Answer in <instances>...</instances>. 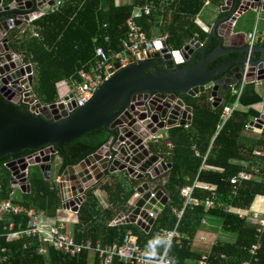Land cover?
I'll return each instance as SVG.
<instances>
[{
	"label": "trees",
	"instance_id": "trees-1",
	"mask_svg": "<svg viewBox=\"0 0 264 264\" xmlns=\"http://www.w3.org/2000/svg\"><path fill=\"white\" fill-rule=\"evenodd\" d=\"M205 1L130 0L116 4L115 0H62L56 10H49L34 20L31 27L23 32L18 28L12 29L7 38L9 42L12 36L15 42L13 47L9 42L10 49L20 54L23 61L32 66L34 77L36 76L33 91L37 99L42 104H51L57 100L58 83L79 80L77 72L81 68H89L94 61V49L97 45L106 51L114 52L119 49V42L126 34L125 20L135 7L148 5L150 8L148 15L142 14L136 19L143 31L150 36L152 29L158 27V34L167 35L166 45L177 50L200 31L195 24V18ZM160 17L164 19L161 26L157 24ZM33 32L37 36H33ZM202 33L198 36L201 41L207 36V33ZM105 37H108L107 41H104ZM216 46L217 42H214L207 55ZM223 61L225 59H220L210 66L215 67ZM183 66L179 65L178 68ZM184 93L185 103L193 109L192 122L189 129L178 127L168 131L167 142L171 145L170 149L162 145L164 156L160 157L172 165L164 183L168 201L158 213L149 232L145 233L133 225H111L117 214L114 207L118 208L121 203L127 206L134 195L133 188L137 186L132 184L133 187L126 191L119 183L107 181L104 189L109 194L111 207L102 210L94 194L95 188L86 190L85 200L77 213L79 224L73 230L74 241L78 244L88 241L94 245L98 242L103 245L110 244L121 240L127 231H131L133 238L147 251H152L150 242L159 239L161 244L155 246V253L161 254L165 247L161 232L173 229L177 223L176 230L182 237L172 240L166 256L173 264H194L200 253L194 249L193 244L201 231L218 234L210 247V264H242L245 260H249L250 264H264V232L257 233L255 224L224 209L227 205L248 208L256 195H264V154H254L259 151L264 153V127L259 138L250 146L240 140L250 117L256 115L252 109H248L246 113L234 111L221 131L216 133L224 104L214 108L209 92L197 97ZM230 100L233 101L234 97H230ZM260 101L261 97L255 91L254 85L247 84L239 102L252 105ZM109 138L110 135L100 129L63 144V163L69 161L74 164L82 161L105 145ZM31 152L22 150L14 155H5L0 158V163ZM246 163L257 168L258 172L251 180L238 182L235 193H232L233 184L229 182V178L240 170H245ZM29 180L30 192L22 194L15 203L53 214L59 205L56 187L45 180L39 184L30 177ZM135 182L139 183L137 180ZM195 182V197L205 199L211 196V191L214 193V204L207 210L203 205H185L181 190ZM1 183L6 188L7 197L8 180L4 174L1 176ZM207 183L211 190L204 187ZM1 196L5 197L4 194ZM258 198L261 197L256 199ZM256 201L258 200L253 202L252 207L259 204ZM173 208L184 209L181 220L176 218ZM202 219L217 226H205L201 224ZM19 220L26 224V219H15L17 222ZM220 235L224 237L220 238ZM256 241H259L260 248L251 257L249 248ZM26 245V249H23ZM5 246L9 256L5 264H90L91 260L88 252L69 258L51 249H47L45 257L40 256L37 254L39 245L35 240H22ZM222 255L224 258H221ZM92 264L100 263L95 258ZM113 264L121 263L116 259Z\"/></svg>",
	"mask_w": 264,
	"mask_h": 264
},
{
	"label": "water",
	"instance_id": "water-1",
	"mask_svg": "<svg viewBox=\"0 0 264 264\" xmlns=\"http://www.w3.org/2000/svg\"><path fill=\"white\" fill-rule=\"evenodd\" d=\"M221 1V12L226 15L213 24L204 43L201 44L194 38L182 48L169 50L164 47L148 60L117 69L96 88L84 106L67 116L61 103H51L48 106L37 103L42 115H34L8 99L5 101L0 93V158L22 150L39 151V156L30 160V164L38 166L46 180L52 165L57 163L56 182L60 201H63L61 208L71 206V212L77 211V207L72 206L73 201L78 204L83 202L85 191L94 183L109 174L125 170L132 179L141 182L135 187L140 197L134 201L128 219L120 224H133L139 217L145 222L139 220L137 225L145 232L149 231L153 220H148L146 211L158 213L166 205L168 194L159 181L164 177L167 179L169 173L166 172L162 177L159 174L163 170H170L172 165L162 160L157 163L158 155L150 154L149 147L146 148L143 142L150 135L158 134V130L164 127L173 129L181 115L183 119L189 114L188 120L192 121L193 109L185 105L179 98V93L187 92L189 96L197 97L209 92L216 100L221 101L229 86L238 84L244 73L247 84L264 83V47H250L246 43L237 47L227 46L225 34L220 31L221 25L230 23V19L235 20L232 16L236 11L247 10L248 7L255 10L260 0ZM52 2L53 0H0V41L4 31L21 26L23 21L32 18L33 13H47ZM262 6L264 11V0ZM213 37L219 45L207 55ZM7 40L3 39V46L0 43V75L6 76L3 79L6 84H17L15 78L24 72L30 74L32 67L26 65L24 68H17L21 62L11 61ZM154 46L158 48L160 44L154 41ZM249 51L252 55L248 59ZM225 56L229 59L227 62L209 68L218 58ZM167 62L172 63L173 70L162 68ZM179 65L184 66L178 68ZM32 81L33 77L29 75V85H32ZM70 95L69 93V97ZM134 96L136 102L129 104ZM33 99L37 97L34 96ZM218 106L219 104H214L215 108ZM263 126L264 108L259 118L248 124V129L259 133ZM100 129L110 135L108 141L112 145L109 150L105 151L101 147L74 164L69 161L60 162L64 158L61 153L63 144ZM108 155L112 160H108ZM26 189L29 192L30 186ZM77 193L81 196L74 198ZM151 193L154 197H150ZM152 205L156 207L153 208ZM120 218H123V214Z\"/></svg>",
	"mask_w": 264,
	"mask_h": 264
},
{
	"label": "built area",
	"instance_id": "built-area-1",
	"mask_svg": "<svg viewBox=\"0 0 264 264\" xmlns=\"http://www.w3.org/2000/svg\"><path fill=\"white\" fill-rule=\"evenodd\" d=\"M62 0H53L52 4L49 5V10L53 11L61 4ZM263 0H260L255 10H250L248 7L247 10L236 11V13L230 19V23L234 26L236 20H238L241 16H243L248 11L259 12L262 10ZM48 10V11H49ZM33 13L31 19L27 21H23L21 26L15 27L23 32L26 28L31 26V23L45 14L42 11H38ZM150 13V8L148 5L135 7L131 15L125 20V28L126 34L119 42V49L117 51H106L102 46L97 45L94 49V61L89 66L88 69L81 68L77 74L78 79L71 82V86L69 91H66L64 96L55 101L54 103L62 104L63 110L66 113V116L71 114L77 108L84 106L88 100L91 98L93 92L96 88L105 80H108L110 76L119 68L126 67L127 65L134 62H141L144 60L150 59L156 52H159L160 49L167 47L166 45V37L165 33L159 34L156 36H148L141 26L137 23L136 19L139 18L142 14L148 15ZM14 29V28H12ZM9 31H4L2 33V40L0 43L2 46L4 45L3 39H8L7 36ZM33 36H37L36 33L33 32ZM247 42L246 44L252 47L255 45L256 35L255 31L251 32L246 36ZM108 37L104 38V41H107ZM154 41H157L160 44V47L155 48ZM199 41V40H198ZM200 42V41H199ZM6 44L9 46V42L7 40ZM202 44V42H201ZM10 48V47H9ZM11 61L19 60L21 62L19 68H24L26 65H31L23 61L22 56L16 52H13L11 49L9 50ZM170 52V51H168ZM160 55H163L161 53ZM251 52L249 51L247 54V58L251 57ZM32 67V66H31ZM163 69L169 70V68L173 69V65L170 62L168 65H163ZM32 75L34 79L33 69L30 74L24 72L16 77L17 84H11L8 82H3V79L6 78L5 75H0V93L3 99L6 101L8 99L9 102L17 104L22 109H26L30 111L31 114L34 115H42L41 111L37 107V103H40V106L49 104H42L38 99H33L35 94L33 91V81L32 85L28 83V77ZM245 73L243 74L242 79L236 85H230L228 90L230 95L234 97L233 103L230 105H223L221 109V113L219 116V123L216 128V133H219L223 126L228 122L234 111L240 106L239 98L242 94L244 87L247 85L246 83ZM3 89L1 90V88ZM69 93L71 94L69 97ZM64 97H67L65 100ZM15 100V102H14ZM136 102V96L132 97L129 101V104H134ZM210 102L214 104L222 105L221 101L216 100L215 97H210ZM184 109V107L182 108ZM60 115V111L58 113ZM189 114L182 119L183 115L179 117L176 121L173 128L184 127L185 129H189L191 122L188 120ZM49 118L53 119L52 115H49ZM193 118V115H192ZM248 128V126H246ZM169 129L163 128L162 130H158V134L150 135L147 141L143 142V145L148 148L149 144H157L159 138H163L166 143L165 147L168 149L171 148V145L167 142V136L164 138L162 133L168 132ZM160 134V136H158ZM111 143L107 141L106 145H103L104 150L107 151L111 148ZM255 155H262L261 152H254ZM198 155V154H197ZM36 156H39V151H32L31 153L17 157L11 158L4 162L0 163V264H5L8 260V250L6 249V244H12L16 242H20L22 240L26 241H36L39 245L37 249V254L45 257L47 249H51L53 252L60 253L69 258H75L82 255L85 252L95 254L100 264H113L114 260H118L121 264H173L167 259V249L169 244L174 239L181 238V234H179L176 230L177 223L175 227L171 230H164L161 232V237L165 242V247L162 250L161 254L150 255L152 251H147L145 248L141 247L137 241L133 238L131 231L126 232L122 237L121 242H115L113 244L107 246H101L100 244L93 245L91 243H75L74 239L66 233L64 221L58 220L53 221L45 217V214L40 210H35L33 208H26L20 204L15 203L16 191H19L20 194L27 192V186H30L29 180V169L31 167L30 160H34ZM108 160H112L110 155H108ZM162 160L160 156H158L157 163ZM165 162V161H164ZM166 163V162H165ZM245 164V170H240L236 175L229 178V182L233 184L232 193L236 191V185L238 182L243 180H251L254 175L258 172L257 168L252 165ZM24 166V167H23ZM166 172L169 170H163L159 176H164ZM7 176L8 180V190L6 197V188L1 183V176ZM141 183V182H140ZM139 183V184H140ZM138 184V185H139ZM162 184V183H161ZM197 186L195 182L192 185L185 186L181 190V195L185 197V205H203L204 209H209L214 204V193L211 191V196L206 197L205 199H200L193 195L194 189ZM206 189L211 190L210 185L207 183L204 185ZM78 192V191H77ZM4 194L5 197L1 195ZM81 196L80 193L75 194L74 198H79ZM140 195L134 192L135 200L139 198ZM150 197H154V194L151 193ZM264 198V196H261ZM63 201L60 203L62 204ZM159 202V200H157ZM82 203V202H81ZM80 204L75 203L73 201V205L77 207V211L71 212V206H68L67 209L61 208L62 211H69L73 214H77L80 208ZM219 204V203H218ZM220 205V204H219ZM155 208V205H152ZM226 211H231L235 209V213L238 214L239 218H245L249 223L255 224L256 232L263 233L264 232V212L263 216L258 210H250L249 208L238 209L237 207L233 208L231 205L224 206ZM243 210L244 213H240L239 211ZM160 211H158L159 213ZM173 212L178 220H181L184 209H174ZM148 220L152 219L155 221L158 213L153 212L152 210H147ZM16 218L26 219V224L22 221H15ZM116 218L112 225L118 226L122 221L128 219V216H123V218ZM145 222L141 220L139 217L134 221L133 225L139 227L137 225L138 221ZM201 224H206L204 219L201 220ZM121 225V224H120ZM143 230V229H142ZM26 246H23V249H26ZM260 248L259 241L253 243L249 248V254L251 257L255 256L258 249ZM221 258H224L222 255ZM195 264H210L209 263V253H203L197 259ZM242 264H250L249 260H245Z\"/></svg>",
	"mask_w": 264,
	"mask_h": 264
},
{
	"label": "crops",
	"instance_id": "crops-1",
	"mask_svg": "<svg viewBox=\"0 0 264 264\" xmlns=\"http://www.w3.org/2000/svg\"><path fill=\"white\" fill-rule=\"evenodd\" d=\"M115 3L116 4H121V3H117L116 2V0H115ZM213 3L216 5H218L219 6V8H220V10H221V6L223 5V2L221 1V0H206L205 1V3H204V5L202 6V8H201V10H200V12L196 15V18H195V24L197 25V27H199L200 28V31H197V33L195 34V37L194 38H196V39H198L200 42H202V43H204L206 40H207V38H208V35H209V33L211 32V28H212V26H213V24L219 19V18H221L222 16H225L226 14H223L222 12H220V15L219 14H217L216 13V11H214V13H213V19L211 18V19H209V18H207V19H205L204 21L203 20H200L199 18H200V16H201V13H202V11L203 10H205V8L206 7H208L209 5H213ZM251 12H253V11H251ZM253 13H255V12H253ZM167 17H168V15H167ZM163 21H164V19L163 18H159L158 20H157V24L159 25V26H161V25H163ZM236 23H237V20L235 21V23H234V26H232L231 24H229V23H224L223 25H221L220 26V31L221 32H223V34H225V38H226V44H227V46H230V47H237V46H240V45H242L243 43H246L247 42V38H246V36L248 35V34H250L251 32H253V31H255V35H256V41H255V45H257V46H260V47H264V11L263 10H260L259 12H256V22H254V25H253V27L252 26H250V25H247V27H246V31H239V32H235V31H233L234 30V27H235V25H236ZM31 27V26H30ZM158 28V27H157ZM157 28H153L152 29V33H151V35L150 36H156V35H159L157 32ZM202 32H204V33H207V36L205 37V39L203 40V41H201L199 38H198V36H199V34H201ZM166 34V33H165ZM203 34V33H202ZM193 38V39H194ZM192 40V39H191ZM190 40V41H191ZM190 41H187L185 44H188ZM214 42H217V46L219 45V42L217 41V39L215 38V37H213V39H212V42H211V44L209 45V47H208V50H209V48L211 47V45L214 43ZM184 44V45H185ZM183 45V46H184ZM182 46V47H183ZM216 46V47H217ZM169 47V46H168ZM181 47V48H182ZM215 47V48H216ZM170 48V47H169ZM214 48V49H215ZM213 49V50H214ZM173 50V49H172ZM207 50V51H208ZM220 59H225V61H223V62H227L229 59L228 58H226V56L225 57H221V58H218L217 59V61L218 60H220ZM216 62V61H215ZM214 62V63H215ZM173 70V69H172ZM33 84H34V79H33ZM63 85V87L65 86L64 85V83L63 82H60V83H58L57 84V86H56V91H57V87H58V85ZM250 84H253L254 85V88H255V91L257 92V94L261 97V101L260 102H257V103H255V104H252V105H243V104H241L240 103V106L235 110V111H238V113H246V111H248V109H252L253 111H254V113L256 114V115H258L257 116V118H255L256 117V115H254V116H251L250 117V122H252V121H255L256 119H258L259 118V116L262 114V110H263V108H264V83H250ZM243 92V91H242ZM35 94V93H34ZM36 96V95H35ZM64 96V95H63ZM210 97H211V94H210ZM230 97H232L231 95H230V93H229V91H226L225 92V94H224V96L222 97V104H224V105H230L231 104V102L233 103V101H231L230 100ZM179 98H182V97H179ZM58 99H60V98H57V100ZM56 100V101H57ZM184 100V99H183ZM185 102V101H184ZM185 105H187L186 103H185ZM189 106V105H188ZM218 107H220V106H218ZM215 108V107H214ZM217 108V107H216ZM249 122V123H250ZM248 126V125H247ZM264 127V126H263ZM263 127H262V129L259 131V133H257L256 131H252V129L251 130H249L248 128H246L245 127V132H243L242 134H241V136H240V140L245 144V145H248V146H250L251 144H253L258 138H259V136H260V134L262 133V130H263ZM163 135H164V138H166V136H168V132H166V133H162ZM166 143V141H163V144L162 145H164ZM150 152V154H155V153H153V152H151V151H149ZM259 152H261V151H259ZM262 153V155L264 154L263 152H261ZM156 155H158V154H156ZM159 156V155H158ZM60 162L62 163V160H60ZM59 163V162H58ZM52 166H56V169H58V166H57V163H56V165L55 164H53ZM36 167H38V166H36ZM39 169V168H38ZM51 169H52V167H51ZM40 171V170H39ZM56 171V170H55ZM50 172H51V170H50ZM41 173V172H40ZM117 173H123V175L124 176H126L127 178H129V179H132L131 177H130V175L127 173V171H118V172H115V173H112V174H109L108 176H106V177H104L103 179H101V180H99L98 182H96V183H94L93 184V186L92 187H90V188H88V189H91V188H95L94 189V194H95V196H96V198H97V200H98V203H99V205H100V207H101V209L102 210H106V209H108L109 207H111V202H110V198H109V194H108V192L104 189V185H105V183H107V181L108 182H111V183H117L116 181H114L113 180V178H115V174H117ZM42 174V173H41ZM44 178V177H43ZM49 178H50V175H49ZM49 178L46 180V179H44L45 181H48L49 180ZM166 177H164V178H161V180L159 181V184L160 183H162V185H164V183L167 181V179H168V176H167V179H165ZM56 179H57V173H56V176L54 177V184H50V185H54V187H56V189H57V195H58V188H57V182H56ZM133 180V182H135V180L134 179H132ZM131 181V180H130ZM140 182V181H139ZM136 186H138V184H136ZM188 186V185H187ZM87 189V190H88ZM133 190H134V192H135V187L133 188ZM126 191H129V190H126ZM18 193H19V191H17ZM30 192V191H29ZM29 192H25V193H22V194H26V193H29ZM20 194V193H19ZM22 194H20V197H21V195ZM261 196H264V195H256L255 196V198H254V200L252 201V203H251V205L248 207L250 210H258V212H260L261 213V216H263V212H264V198L263 197H261ZM257 197H261V198H258V199H256ZM19 197H15V201L18 199ZM58 200H59V205H58V207L56 208V209H54V211H53V214H49V213H47L46 211H44V210H42V209H37V208H35V207H30V208H33V209H35V210H40V211H42L44 214H45V217H47L48 219H50V220H53V221H58V220H63L64 221V226H65V230H66V233L67 234H69V236L70 237H72L73 238V230H74V228H75V226H77L78 224H79V218H77V214H73V213H71V212H69V211H62L61 210V201H60V198H59V195H58ZM255 200H258L259 201V204H255L253 207H252V204H253V202L255 201ZM134 201H135V198H134V195H133V197H131L130 199H129V201H128V205L127 206H125V204H120L119 206H118V208H116V207H114V211H117V214H116V216H115V218L114 219H116V218H118L119 216H121V214H123V216H128V214H130V212L132 211V209H133V203H134ZM258 201H256V202H258ZM17 204H19V203H17ZM21 205V204H20ZM23 206V205H22ZM24 207H26V206H24ZM27 208V207H26ZM233 208H235V207H233ZM238 209H245V208H238ZM235 209H233V210H231V212H234L235 213V211H234ZM241 214L242 213H244V211L243 210H240L239 211ZM113 219V220H114ZM153 223H154V221H153ZM211 224V226H210V228H213V227H215V226H217V225H215V224H213V223H211V222H209L207 219H206V224H205V226H209ZM112 225V224H111ZM124 225H133V224H124ZM113 226V225H112ZM118 226H121V225H118ZM133 226H135V225H133ZM135 227H137V226H135ZM140 230H142L140 227H138ZM220 227L218 226V229H219ZM150 230V229H149ZM144 231V230H143ZM127 232H129V231H127ZM145 232V231H144ZM147 232H149V231H147ZM147 232H145V233H147ZM203 231H201V232H199V234H198V237L195 239V241H194V244H193V247H194V249L196 250V251H198L199 253H200V255H202L203 253H209V255H210V247L212 246V244L215 242V240H216V237H217V234H215V233H212V232H203ZM125 235V234H124ZM74 239V238H73ZM119 240V241H118ZM118 240H116V242H121L122 241V239L120 240V239H118ZM89 243H91V244H93L91 241H88ZM88 242H86V243H88ZM97 244H100L101 246H107V245H110V244H113V243H110V244H102V242L100 243V242H98ZM97 244H95V245H97ZM94 245V244H93ZM90 255H91V260H90V264H92L93 263V260L95 259V258H97V256L95 255V254H92V253H90ZM200 257V256H199ZM197 260H195V262H196ZM195 262H194V264H195ZM114 263V262H113Z\"/></svg>",
	"mask_w": 264,
	"mask_h": 264
},
{
	"label": "rangeland",
	"instance_id": "rangeland-1",
	"mask_svg": "<svg viewBox=\"0 0 264 264\" xmlns=\"http://www.w3.org/2000/svg\"><path fill=\"white\" fill-rule=\"evenodd\" d=\"M129 1L130 0H116L117 3H121V4L127 3ZM214 11H216V13L220 15L221 10H220L219 6L217 4L215 5L213 3V5H209L208 7L205 8V10L202 11L201 16H200L199 19L203 20V21L205 19H207V18L211 19L213 17ZM253 12L248 11L243 16H241L237 20V23H236L233 31H235V32L246 31L247 25H250V26L253 27L254 22H256V12L255 13H253ZM9 42H10L12 47L15 45V42L12 39V36H10ZM169 47H170V50H172L171 46H169ZM63 83L65 85L64 87H63L62 84L58 85V87H57L56 99L63 97L65 92L69 91V89H70V86H71L70 82L66 81V82H63ZM34 86H35V79H34L33 87ZM178 96L182 97L181 98L182 100L185 99V93L184 92L183 93H179ZM158 136H160V134ZM163 141H164V139L161 137V138H159V141L157 142V144H152V143L149 144L148 147H149L150 151L155 153V154H158L159 156H164V153H163L164 149L162 148L163 147L162 146ZM56 173H57L56 166H52V169H51V172H50V178L47 181L48 184H54V177L56 176ZM29 177H30V179L32 181H37L38 184L41 183L42 180H44L42 174L40 173L38 167H36V166H31L30 167V169H29ZM113 180L116 181L117 183H119L121 186H123L122 188L125 189V190H130L133 187L132 184L136 185V184L140 183V182L137 183V182L130 181V179L127 178L126 176H124L123 173L115 174V178H113ZM16 196L20 198V194L17 191H16ZM222 237H224V236L220 235V238H222Z\"/></svg>",
	"mask_w": 264,
	"mask_h": 264
},
{
	"label": "clouds",
	"instance_id": "clouds-1",
	"mask_svg": "<svg viewBox=\"0 0 264 264\" xmlns=\"http://www.w3.org/2000/svg\"><path fill=\"white\" fill-rule=\"evenodd\" d=\"M158 244H161V241L159 239H154L153 241L150 242V246L152 248V252L150 253V255L154 254L155 246Z\"/></svg>",
	"mask_w": 264,
	"mask_h": 264
},
{
	"label": "flooded vegetation",
	"instance_id": "flooded-vegetation-1",
	"mask_svg": "<svg viewBox=\"0 0 264 264\" xmlns=\"http://www.w3.org/2000/svg\"><path fill=\"white\" fill-rule=\"evenodd\" d=\"M223 63V62H222ZM170 63L169 62H167V63H165V65H169ZM221 64V63H220ZM217 66V65H216ZM209 68H212L211 66L209 67ZM165 69H167V68H165ZM169 69H172V68H169Z\"/></svg>",
	"mask_w": 264,
	"mask_h": 264
}]
</instances>
